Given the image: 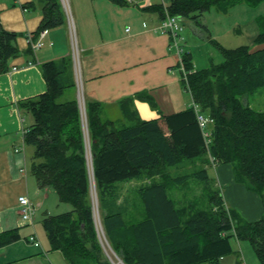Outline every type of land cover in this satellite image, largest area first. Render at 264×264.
Here are the masks:
<instances>
[{
    "label": "trees",
    "instance_id": "obj_1",
    "mask_svg": "<svg viewBox=\"0 0 264 264\" xmlns=\"http://www.w3.org/2000/svg\"><path fill=\"white\" fill-rule=\"evenodd\" d=\"M37 1L42 20L32 39L64 24L59 0ZM110 1L127 5L125 0ZM240 3L256 7L264 0H171L165 7L153 5L145 11L161 19L167 11L198 25L205 12L217 8L227 13ZM258 18L255 46L264 45V15ZM17 37L0 25V75L9 72L10 60L19 55ZM209 41L220 51V64L195 70L191 55L182 56L188 74L180 85L188 90L192 106L162 114L154 97L142 91L118 101L122 121L117 123L101 119L100 102L85 100L86 134L72 56L40 65L45 92L18 102L17 109L33 120L23 139L33 149L29 166L38 189L53 190L61 203L72 207L41 219L49 251L59 252L67 264H111L94 221L91 177L102 231L123 264H221L233 252L232 239L248 241L258 264H264V215L242 222L226 207L207 171L212 168L209 157L214 164L230 165L235 179L264 200V111L253 110L245 101L264 88V46L254 51L245 45L225 49ZM27 53H32L30 47ZM135 100L146 102L160 117L142 120ZM193 105L212 119L206 130L199 127ZM131 181L140 183L132 212L127 200L116 204L118 187ZM191 182L201 186L202 196L195 197H203V203L171 196ZM19 239L18 229L1 232L0 249Z\"/></svg>",
    "mask_w": 264,
    "mask_h": 264
},
{
    "label": "crops",
    "instance_id": "obj_2",
    "mask_svg": "<svg viewBox=\"0 0 264 264\" xmlns=\"http://www.w3.org/2000/svg\"><path fill=\"white\" fill-rule=\"evenodd\" d=\"M107 1L112 4L113 9L117 7L118 11L135 5L138 12L137 14H82L85 23L80 21L81 33L78 35L79 75L76 76L74 73V80L77 83L79 79L84 99L100 102L108 106L107 108L113 105L119 108L120 99L148 91L156 100L162 114L176 113L191 106V97L185 98L186 91L180 85L176 54L168 47L169 38L161 34L158 29L162 19L154 11H145L153 5L165 7L171 0H125L126 6ZM32 2L34 5L29 6ZM244 4L237 5L244 6ZM41 8L42 5L37 0H0V25L4 30L18 34L16 46L19 50V55L9 62V72L0 75V233L18 229L20 236L23 230H30L26 235L28 237H25L28 245L23 248L20 257L13 259L12 256L22 247L19 245L21 239L0 249V264L65 262L62 255L59 256V252L49 251V246L46 255L39 253L41 246H35L27 241L29 236L35 233V228L33 224L29 225L21 221L17 202L18 197L27 196L35 212L40 207L34 206L30 199L31 192L39 189L36 182L30 180L27 174L26 147L23 153L14 152V148L20 145L22 129L28 128L33 123L29 114H21L18 111L17 103L45 92L46 84L42 78L41 64L72 55L64 14V24L48 30L42 40L43 46L34 53H27V39L32 37L42 20ZM227 13L224 15H228ZM76 15L79 18L82 16ZM98 15L102 19L101 25ZM259 16L253 17L248 23L250 26L241 24L244 25L243 32L252 45L260 30ZM121 17L126 20L121 21ZM121 25L123 28L120 27ZM211 37H207V40L209 41ZM263 46L254 45L253 48L256 50ZM184 50L191 55L186 48ZM162 92H165V96H162ZM187 94L190 96L189 93ZM159 96L168 103L166 111L161 109ZM133 104L142 120L148 121L160 117L146 102L135 100ZM214 175L216 184L223 187L221 195L226 207L227 201L231 205L246 203L247 207L241 212L244 214L247 212L249 218L260 216L261 202L256 194L247 190L244 184L234 178L230 165L217 166L214 168ZM45 214L49 213L45 212ZM29 249H34L32 254L29 253Z\"/></svg>",
    "mask_w": 264,
    "mask_h": 264
},
{
    "label": "rangeland",
    "instance_id": "obj_3",
    "mask_svg": "<svg viewBox=\"0 0 264 264\" xmlns=\"http://www.w3.org/2000/svg\"><path fill=\"white\" fill-rule=\"evenodd\" d=\"M59 1H60L61 9H62V12L66 20V24H67L70 45L72 47L71 49H73L74 47L77 76L79 75L77 58L79 59V55H80L79 45H78V35L79 33H81L80 21L82 23H85L83 22L85 18H84V15L82 14H137L138 12V8L135 5L127 6V8H122L124 10L118 11L117 7H115L116 9H113L112 4L109 3L107 0H59ZM76 14H81L82 16H80L79 18L77 17ZM227 14L228 15H224V13L219 11L217 8H213L210 11L205 12L201 16V18L198 19V22H199L198 25L193 23L194 20H191V19L183 20L184 26H183V31L181 32L183 41L181 42L180 46H183L184 48H186V50L191 52V62L195 70L205 69L211 63L216 65L222 62V56L220 54V51L212 43H210V41L207 40V37L209 36L210 37L212 36L211 39L215 40L219 45H221L225 49H235L239 46L245 45V46L250 47L252 51L255 50V48H253L254 45H252V43L250 42L246 34L243 32V26L244 25L250 26L248 23H250L253 20L254 16L264 15V3L256 7L248 6L246 4H244V6L237 5L229 9ZM247 15L249 16L246 17ZM124 19H125L124 17H121V21H124ZM101 20L102 19L99 16L98 21L100 25H101ZM241 24H244V25L241 26ZM260 24H261V21L260 22L258 21V25ZM201 25H203L204 29H206L207 31H204ZM120 27L123 28L122 25ZM259 48H262V47H259ZM78 87H79V92H80L79 93L80 102L83 107V105H85V99L83 96V92L81 89V84H80L79 79H78ZM162 96H165V92H162ZM189 97L190 96L187 94V92H185V98L188 99ZM66 98L67 96L59 99V101L61 102L63 100H66ZM245 101L250 106V108H252L253 110L264 111V88H261L255 91L254 93L249 94L245 98ZM158 102L162 104L161 109L163 111H166L168 109V103L166 102V100H163V98H161L160 96L158 97ZM107 107L102 105L101 114H100L101 119L102 120H112L117 123H120L122 121V117H121V113L117 105L110 106L109 108ZM143 115L145 114L143 113ZM26 153H27V159H26L27 174H28L29 179L34 182L35 180L33 179V176L31 175L30 170H29L30 169V166H29L30 159L33 154L32 147L26 146ZM219 165H222V164H216L215 167L209 168L207 170L209 176L210 177L212 176V178L215 180V183H217V181L214 175V168H216ZM232 174L234 175V178H235V173L233 170H232ZM139 184L140 183L136 181H131V182L121 184L118 187L120 192H119V198L116 204L121 203L123 205L125 201L127 200V207L129 205V211L132 212V210H130L132 209L131 203L134 200L133 197L135 194L134 193L135 189L137 188ZM242 184H244V186L247 189L246 183H242ZM90 187L92 188V193L94 195L95 186L94 184L92 186V181H91ZM216 187L219 189L220 193H222L223 187L221 188L217 184H216ZM201 193H202L201 186L195 182H191L190 185H187L186 187H184L183 190L179 191L175 195L172 194L171 196L174 199H178V200L188 199V201L194 200L193 202L197 204H201L203 197L202 198L195 197L196 195L202 196ZM253 193L256 194L262 206V212L259 217L249 218L248 216L249 214L247 212H245V214L241 212L245 207H247L246 203L239 204V205H231L227 201V207L233 210L242 222H253V221L259 220L264 215V200L256 192H253ZM93 198L90 193L92 207H94L95 205L94 204L95 201L93 200ZM30 199L34 206L35 205L40 206L37 208V211L34 213V217H33L34 219L33 225L35 228L34 234L36 236L37 241L39 242V247L41 246L40 252L37 249L36 250L39 253L47 255L48 241H47L44 229L41 225V219L44 213L48 212L50 215L62 214V213L72 211V207L69 204L61 203L56 193L53 190H43V189L34 190L30 194ZM185 202L186 201H183V204H185ZM97 204H98V201H97ZM29 231L30 230L26 229L20 233L21 241L19 242V245H21L22 247L18 249L17 253L13 254L12 256L13 259H18V257H20L21 253H23L24 251L23 248H25L26 245H28L27 242L25 241V237L26 238L28 237L26 235L29 233ZM18 233H19V230H18ZM104 238L105 237H103L102 239V244L105 248V256L108 259H110L113 263L117 264L119 258H116L115 255L111 252L109 243L107 242L106 238L105 239ZM231 246H232L233 252L225 256L221 260V264H258V260L254 253V250L248 241H237L236 239H232ZM33 250L34 249L32 250L29 249V253L32 254ZM59 256H61L60 253H59ZM59 264H66V263L64 261H61Z\"/></svg>",
    "mask_w": 264,
    "mask_h": 264
},
{
    "label": "built area",
    "instance_id": "obj_4",
    "mask_svg": "<svg viewBox=\"0 0 264 264\" xmlns=\"http://www.w3.org/2000/svg\"><path fill=\"white\" fill-rule=\"evenodd\" d=\"M129 1V0H128ZM161 34H165L169 40V49L173 50L175 54L178 57V64H179V70L182 74V77L184 81L186 82V76L187 73L183 68V62H182V54L183 49L182 46H180L181 42L183 41V37L181 36V32L183 31V26L181 23V20L176 16H170L167 11H164V18L161 20V23L158 27ZM129 29L127 28L126 31ZM46 34V30L41 31L37 38L35 40H32L30 37L27 39L28 46L30 47L32 52H35L39 48L42 47L43 43V37ZM74 52V47L72 49ZM74 54V53H73ZM76 63V61H74ZM15 70V69H14ZM194 110L196 113V118L199 124V127L202 130H206L207 126L212 123V119L208 116L202 114L197 106H194ZM82 115H84V110H81ZM26 133L25 129H22L21 131V142L20 145L14 148L15 153H23L25 143H24V134ZM204 137L206 138L207 144L209 143L210 133L206 132L204 133ZM211 161L213 162V158H211ZM18 206H19V214L20 219L22 222L28 223L29 225H32L33 223V217L35 213V208L30 203L27 196H20L17 199ZM29 241L34 243V245H38V241L36 240L35 235H31L29 237Z\"/></svg>",
    "mask_w": 264,
    "mask_h": 264
},
{
    "label": "water",
    "instance_id": "obj_5",
    "mask_svg": "<svg viewBox=\"0 0 264 264\" xmlns=\"http://www.w3.org/2000/svg\"><path fill=\"white\" fill-rule=\"evenodd\" d=\"M80 92H79V87H77V89H76V99H77V103H78V107H79V109H80V111H81V109H82V105H81V102H80V94H79ZM83 121H86V118H84V120ZM83 128H84V132H85V134H86V125H85V122H83ZM93 184H94V182H93ZM91 188V187H90ZM90 193H91V196H92V198H93V196H94V198H93V200L95 201V205H94V207H92V210H93V215H94V221H95V224H96V227H97V231H98V238H99V242H100V244L102 245V247H103V249H104V252H105V248H104V246H103V244H102V240H101V235H100V228H101V225H100V221H99V218H98V208H97V198H96V193H95V191H94V195H93V193H92V188L90 189ZM111 250V249H110ZM111 252L113 253V251L111 250ZM114 255H115V253H113ZM115 257L116 258H118L116 255H115ZM109 261H110V263L111 264H113V262L109 259ZM121 264H123L122 263V261H120V260H118Z\"/></svg>",
    "mask_w": 264,
    "mask_h": 264
},
{
    "label": "bare ground",
    "instance_id": "obj_6",
    "mask_svg": "<svg viewBox=\"0 0 264 264\" xmlns=\"http://www.w3.org/2000/svg\"><path fill=\"white\" fill-rule=\"evenodd\" d=\"M92 186H93V183H92ZM93 190H94V189H93ZM117 257H118V256H117ZM119 260H120V258H119ZM120 261H121V260H120ZM118 263L121 264L119 261H118ZM118 263H117V264H118ZM113 264H115V263H113Z\"/></svg>",
    "mask_w": 264,
    "mask_h": 264
}]
</instances>
